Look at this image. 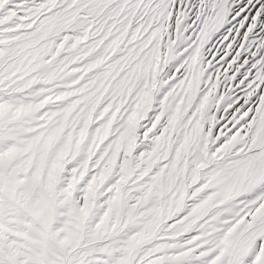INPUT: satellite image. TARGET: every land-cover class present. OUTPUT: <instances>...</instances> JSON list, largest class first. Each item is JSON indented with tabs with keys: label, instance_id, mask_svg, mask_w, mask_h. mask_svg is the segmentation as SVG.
<instances>
[{
	"label": "snow or ice",
	"instance_id": "6c2138e0",
	"mask_svg": "<svg viewBox=\"0 0 264 264\" xmlns=\"http://www.w3.org/2000/svg\"><path fill=\"white\" fill-rule=\"evenodd\" d=\"M0 264H264V0H0Z\"/></svg>",
	"mask_w": 264,
	"mask_h": 264
}]
</instances>
